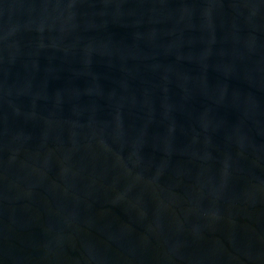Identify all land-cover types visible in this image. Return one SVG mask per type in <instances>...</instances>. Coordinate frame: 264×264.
<instances>
[{
	"label": "water",
	"instance_id": "obj_1",
	"mask_svg": "<svg viewBox=\"0 0 264 264\" xmlns=\"http://www.w3.org/2000/svg\"><path fill=\"white\" fill-rule=\"evenodd\" d=\"M0 264H264V0H0Z\"/></svg>",
	"mask_w": 264,
	"mask_h": 264
}]
</instances>
